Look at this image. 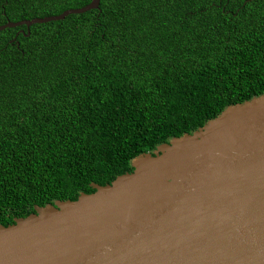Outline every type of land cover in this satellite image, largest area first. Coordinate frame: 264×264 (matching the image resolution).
I'll return each instance as SVG.
<instances>
[{
    "label": "trees",
    "instance_id": "16d2710c",
    "mask_svg": "<svg viewBox=\"0 0 264 264\" xmlns=\"http://www.w3.org/2000/svg\"><path fill=\"white\" fill-rule=\"evenodd\" d=\"M89 1L0 0V24ZM263 91L264 0H99L0 30V224Z\"/></svg>",
    "mask_w": 264,
    "mask_h": 264
},
{
    "label": "water",
    "instance_id": "95a60500",
    "mask_svg": "<svg viewBox=\"0 0 264 264\" xmlns=\"http://www.w3.org/2000/svg\"><path fill=\"white\" fill-rule=\"evenodd\" d=\"M7 20L0 30L97 8ZM92 192L0 224V264H264V91L130 160Z\"/></svg>",
    "mask_w": 264,
    "mask_h": 264
}]
</instances>
